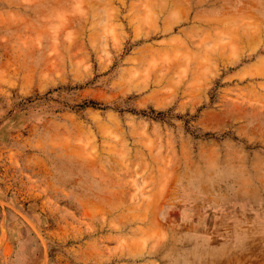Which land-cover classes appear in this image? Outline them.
<instances>
[{"label":"rangeland","instance_id":"obj_1","mask_svg":"<svg viewBox=\"0 0 264 264\" xmlns=\"http://www.w3.org/2000/svg\"><path fill=\"white\" fill-rule=\"evenodd\" d=\"M0 264H264V0H0Z\"/></svg>","mask_w":264,"mask_h":264},{"label":"bare ground","instance_id":"obj_2","mask_svg":"<svg viewBox=\"0 0 264 264\" xmlns=\"http://www.w3.org/2000/svg\"><path fill=\"white\" fill-rule=\"evenodd\" d=\"M81 10V9H80ZM227 21V20H226ZM235 24V23H234ZM252 26V25H251ZM235 27V26H234ZM232 28V27H231ZM255 30V29H254ZM257 31V30H256ZM251 33V32H250ZM254 33V32H253ZM255 35V34H254ZM234 38V37H233ZM204 54H206V52L204 53ZM203 57V56H202ZM206 58H207V56H206ZM198 59H200V57L198 58ZM201 62V61H200ZM259 63V62H258ZM208 64H209V62H208ZM255 64V63H254ZM205 66V65H204ZM261 75V74H260Z\"/></svg>","mask_w":264,"mask_h":264}]
</instances>
